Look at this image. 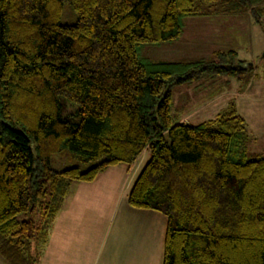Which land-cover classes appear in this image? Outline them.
I'll return each instance as SVG.
<instances>
[{
    "label": "trees",
    "instance_id": "obj_1",
    "mask_svg": "<svg viewBox=\"0 0 264 264\" xmlns=\"http://www.w3.org/2000/svg\"><path fill=\"white\" fill-rule=\"evenodd\" d=\"M262 4L0 0V255L38 264L71 183L148 150L128 203L165 215L161 264H264V156L248 155L245 117L234 101L197 123L172 113L174 86L221 75L243 88L264 79V55L141 53L189 16L250 11L264 29Z\"/></svg>",
    "mask_w": 264,
    "mask_h": 264
},
{
    "label": "rangeland",
    "instance_id": "obj_2",
    "mask_svg": "<svg viewBox=\"0 0 264 264\" xmlns=\"http://www.w3.org/2000/svg\"><path fill=\"white\" fill-rule=\"evenodd\" d=\"M261 7L264 8V4ZM204 10L206 11L205 8ZM261 17L264 21V14ZM183 23V33L179 39L155 46L145 45L141 50L142 55L152 60L187 61L202 57L209 58L215 50L227 51L233 49L237 52V59L254 62L257 56L264 51V29L255 22L250 11L242 14L207 13L189 16L183 19ZM262 63L264 64V59ZM240 85L237 79L220 75L212 79L202 78L190 84L174 86L172 88V113L174 116H178L180 120L196 123L213 118L229 101H234L237 110L246 119L247 130L250 134L248 155L250 157L264 156V79L250 78L243 88H240ZM144 152L149 154L148 150H144ZM142 161V158L137 162L135 161L136 166L141 165L142 168L147 159L144 163ZM132 173L135 174V171H132ZM100 175L99 178L97 177L93 181L97 179V182L101 176H105L104 173ZM106 180H103L102 183L104 190L113 189L115 186L118 189L120 179L106 177ZM126 180V176H124L123 182ZM131 182L132 185L134 181ZM106 183L108 186H106ZM89 184L85 181H74L69 192L78 193L72 195V198L76 201L75 197L87 195L91 199L94 195L101 194V189L94 185L89 191L87 187ZM82 185L86 186L83 187ZM79 187L81 190L77 191ZM66 203L67 201H65ZM77 208L79 209L78 206ZM61 211L62 209L59 210V212ZM154 213H157V215H154L159 217L162 222L164 221L165 224V215L156 211ZM58 215L56 214L50 228L42 256L50 247V234ZM161 236L162 231L157 234V242L151 249L153 251L152 257L149 259L151 264L162 263L163 236ZM4 263L7 262L0 255V264Z\"/></svg>",
    "mask_w": 264,
    "mask_h": 264
},
{
    "label": "crops",
    "instance_id": "obj_3",
    "mask_svg": "<svg viewBox=\"0 0 264 264\" xmlns=\"http://www.w3.org/2000/svg\"><path fill=\"white\" fill-rule=\"evenodd\" d=\"M148 156L143 151L136 162L142 158L144 163ZM136 162L130 167L125 164L110 166L100 173H104V177L99 174L101 178L97 182V179L86 182L90 183L87 186L89 191L96 186L101 189V194L91 199L87 195L77 196V205L72 195L78 192H69L71 183L65 197L68 199L64 200L62 211L57 213L50 234V247L38 264H151V249L160 231L164 238L166 220L164 224L156 217L155 211L137 209L128 203L131 181L141 169ZM123 175L127 179L125 182ZM106 177L120 179L118 189L115 186L104 190L102 183ZM80 187L77 191L81 190Z\"/></svg>",
    "mask_w": 264,
    "mask_h": 264
},
{
    "label": "water",
    "instance_id": "obj_4",
    "mask_svg": "<svg viewBox=\"0 0 264 264\" xmlns=\"http://www.w3.org/2000/svg\"><path fill=\"white\" fill-rule=\"evenodd\" d=\"M262 55H264V51L262 52Z\"/></svg>",
    "mask_w": 264,
    "mask_h": 264
}]
</instances>
